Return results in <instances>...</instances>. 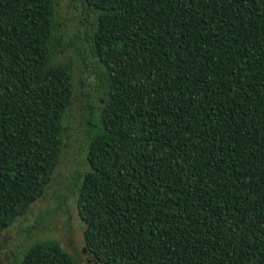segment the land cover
Listing matches in <instances>:
<instances>
[{
    "label": "trees",
    "instance_id": "obj_1",
    "mask_svg": "<svg viewBox=\"0 0 264 264\" xmlns=\"http://www.w3.org/2000/svg\"><path fill=\"white\" fill-rule=\"evenodd\" d=\"M96 85L76 206L100 264H264V0H69ZM61 0H0V236L40 199L74 98ZM2 243L0 239V256ZM19 264H79L38 241Z\"/></svg>",
    "mask_w": 264,
    "mask_h": 264
},
{
    "label": "rangeland",
    "instance_id": "obj_2",
    "mask_svg": "<svg viewBox=\"0 0 264 264\" xmlns=\"http://www.w3.org/2000/svg\"><path fill=\"white\" fill-rule=\"evenodd\" d=\"M59 28L65 31L53 46L54 57L69 62L74 74L75 93L65 117L64 145L58 166L44 195L19 217L0 236L2 253L0 264H19L22 254L38 241L53 240L79 264H100L86 251L81 221L76 200L77 188L86 165L87 137L85 129L94 118L99 99L96 85L82 62H91V57L75 52V28L78 13L69 0H61L59 7Z\"/></svg>",
    "mask_w": 264,
    "mask_h": 264
}]
</instances>
